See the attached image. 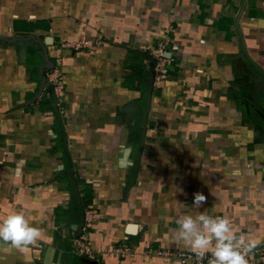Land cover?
<instances>
[{"label": "crops", "instance_id": "0c3cea01", "mask_svg": "<svg viewBox=\"0 0 264 264\" xmlns=\"http://www.w3.org/2000/svg\"><path fill=\"white\" fill-rule=\"evenodd\" d=\"M13 213L40 235L0 242V264H88L80 235L98 264H180L179 221L200 214L238 250L264 246V0H0V219ZM122 243L132 257L107 254Z\"/></svg>", "mask_w": 264, "mask_h": 264}, {"label": "clouds", "instance_id": "9594fccd", "mask_svg": "<svg viewBox=\"0 0 264 264\" xmlns=\"http://www.w3.org/2000/svg\"><path fill=\"white\" fill-rule=\"evenodd\" d=\"M205 200L202 194H195L193 204L200 207ZM179 235L187 246L199 257L211 253L210 264H247L244 254L234 244L236 237L228 222L204 214L186 216L179 221ZM39 230L30 225L19 213L9 214L0 219V242L16 249L34 244ZM213 241L214 246H213Z\"/></svg>", "mask_w": 264, "mask_h": 264}, {"label": "built area", "instance_id": "2783aa9c", "mask_svg": "<svg viewBox=\"0 0 264 264\" xmlns=\"http://www.w3.org/2000/svg\"><path fill=\"white\" fill-rule=\"evenodd\" d=\"M82 45L86 48H89V42L84 41ZM153 56H155V63L153 66V71L155 73V81H160L164 79L167 75V70L164 65V61L166 58L163 56V53L159 48L154 49L152 51ZM59 62L56 63L54 67L47 70L45 78L52 86V93L56 97H60L63 95V91L65 89L64 85V78L63 75L59 69ZM48 94V95H50ZM57 106L59 105V100H57ZM73 243V252L75 255L79 257H84L88 260L95 261L97 264L100 262V258H98L95 250L91 247V245L85 241V238L83 235L77 236L72 240ZM135 248L129 245H126L124 243L119 244L117 246H113L107 250L108 255H118L120 257L126 258V257H132L135 254ZM247 261V264H264V246H260L257 248H254L252 250V253L248 254V252H245L244 250H240ZM156 255L158 256H168L170 254H166L162 251H156ZM103 256V255H101ZM180 264H210V260L212 257H206L203 258L197 256L194 253H181L177 257Z\"/></svg>", "mask_w": 264, "mask_h": 264}, {"label": "water", "instance_id": "95a60500", "mask_svg": "<svg viewBox=\"0 0 264 264\" xmlns=\"http://www.w3.org/2000/svg\"><path fill=\"white\" fill-rule=\"evenodd\" d=\"M155 63V62H154ZM84 261L88 264H97L95 261H92V260H88L86 258H84Z\"/></svg>", "mask_w": 264, "mask_h": 264}, {"label": "trees", "instance_id": "16d2710c", "mask_svg": "<svg viewBox=\"0 0 264 264\" xmlns=\"http://www.w3.org/2000/svg\"><path fill=\"white\" fill-rule=\"evenodd\" d=\"M71 264H78V258L77 257H73Z\"/></svg>", "mask_w": 264, "mask_h": 264}]
</instances>
